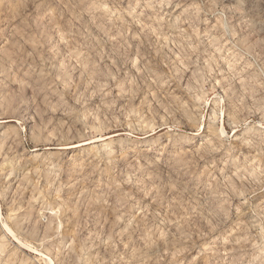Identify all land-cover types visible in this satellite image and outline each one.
Instances as JSON below:
<instances>
[{
    "label": "rangeland",
    "instance_id": "1",
    "mask_svg": "<svg viewBox=\"0 0 264 264\" xmlns=\"http://www.w3.org/2000/svg\"><path fill=\"white\" fill-rule=\"evenodd\" d=\"M0 264H264V0H0Z\"/></svg>",
    "mask_w": 264,
    "mask_h": 264
},
{
    "label": "bare ground",
    "instance_id": "2",
    "mask_svg": "<svg viewBox=\"0 0 264 264\" xmlns=\"http://www.w3.org/2000/svg\"><path fill=\"white\" fill-rule=\"evenodd\" d=\"M224 133V132H223ZM35 230V229H34ZM46 233V232H45Z\"/></svg>",
    "mask_w": 264,
    "mask_h": 264
}]
</instances>
